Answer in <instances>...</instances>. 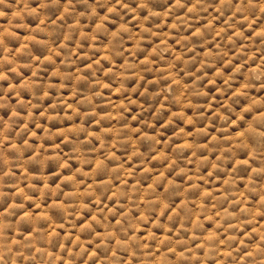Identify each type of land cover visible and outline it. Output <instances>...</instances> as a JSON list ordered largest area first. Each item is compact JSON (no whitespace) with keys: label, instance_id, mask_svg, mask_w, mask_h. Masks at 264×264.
I'll return each mask as SVG.
<instances>
[{"label":"clouds","instance_id":"1","mask_svg":"<svg viewBox=\"0 0 264 264\" xmlns=\"http://www.w3.org/2000/svg\"><path fill=\"white\" fill-rule=\"evenodd\" d=\"M0 264H264V0H0Z\"/></svg>","mask_w":264,"mask_h":264}]
</instances>
